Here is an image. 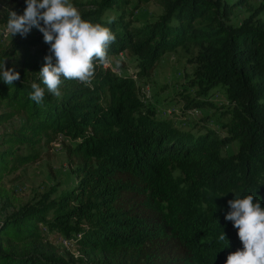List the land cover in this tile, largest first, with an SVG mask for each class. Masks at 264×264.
<instances>
[{
  "label": "trees",
  "instance_id": "obj_1",
  "mask_svg": "<svg viewBox=\"0 0 264 264\" xmlns=\"http://www.w3.org/2000/svg\"><path fill=\"white\" fill-rule=\"evenodd\" d=\"M156 1L163 11L144 25L124 12L131 0H88L90 8L80 13L115 34L108 55L128 50L142 70H153L174 48L191 50L194 85L202 93L220 87L227 97L223 136L208 126L192 131L154 118L144 111L134 77L98 62L90 84L62 78L57 97L39 74L51 45L43 35L18 38L0 50V62L20 74L10 86L0 79V104L9 109L0 122L23 114L0 142V198L18 204L3 176L38 158L18 155V147L50 143L58 134L71 140L65 151L76 164L77 185L0 217V264H225L243 247L226 214L235 194H253L264 207V6L253 0ZM0 5L7 22L9 10L23 14L26 0ZM238 9L241 20L232 19ZM18 50L16 66L11 59ZM33 82L45 91L39 104L30 99ZM205 96L189 105L210 104ZM231 141L237 152L223 156L221 147ZM214 193L218 201L206 196ZM40 226L74 240L79 255L62 256Z\"/></svg>",
  "mask_w": 264,
  "mask_h": 264
},
{
  "label": "rangeland",
  "instance_id": "obj_2",
  "mask_svg": "<svg viewBox=\"0 0 264 264\" xmlns=\"http://www.w3.org/2000/svg\"><path fill=\"white\" fill-rule=\"evenodd\" d=\"M88 0H72L74 6L80 12L90 8L86 5ZM257 7L264 6V0H253ZM163 11L162 6L156 0L138 2L131 0L125 7L126 13L132 18L133 24L144 25L153 20ZM236 12V16L234 13ZM232 19L241 20L242 9L234 11ZM5 11L0 5V50L10 46L18 38L30 40L42 36L43 33L33 27L26 36L15 34L11 36L7 29V22L4 21ZM264 15V10L262 12ZM42 24V23H41ZM21 50L11 59V62L19 66ZM191 50L185 47H177L163 53L155 61L153 70H142L136 56L128 50L117 54L108 55L109 63L103 66H110L119 74H127L134 77L139 96L144 104V111H150L156 119L171 120L178 126L195 131L202 126H208L217 134L223 136L222 124L227 120L224 114L225 106L228 104L227 97L220 87H212L202 93L194 85L196 77L193 71L196 64L190 60ZM201 92V93H200ZM205 98L211 102L197 107L190 106L192 100ZM9 109L0 104V115L8 112ZM23 121V114H16L6 122H0V142L4 135L12 133ZM71 140L62 134H58L50 143L41 142L23 143L18 147V155L37 154L38 158L27 164L20 165L17 169L6 173L2 183L14 190L19 198L15 207L9 206L6 201L0 198V217L16 211L23 204L35 203L44 196L54 198L62 193L71 191L77 185L76 164L69 162L65 147ZM238 150V143L231 141L221 147L223 156L233 155ZM176 176L184 178V173L176 170ZM186 187V185H185ZM184 187V188H185ZM206 192V191H205ZM209 200L218 201L220 196L214 193L206 195ZM47 238L59 249L62 256L68 258L79 255L74 240L61 237L56 232H47L40 226Z\"/></svg>",
  "mask_w": 264,
  "mask_h": 264
},
{
  "label": "clouds",
  "instance_id": "obj_3",
  "mask_svg": "<svg viewBox=\"0 0 264 264\" xmlns=\"http://www.w3.org/2000/svg\"><path fill=\"white\" fill-rule=\"evenodd\" d=\"M116 19L112 16L109 23ZM43 21V24H41ZM36 27L44 41L51 45V55L45 56V63L39 71L40 78L49 92L59 97L63 79L91 83L97 62L109 63L108 48L116 39L115 34L100 23L83 19L72 0H26L23 14L9 10L7 29L11 36H26ZM53 56L55 63H53ZM0 79L9 86L20 79L13 68L0 62ZM30 99L37 104L45 96L40 84H31ZM231 211L226 219L238 229V237L243 247L227 256L225 264H264V207L253 194L228 201ZM226 234L219 236L225 240Z\"/></svg>",
  "mask_w": 264,
  "mask_h": 264
}]
</instances>
